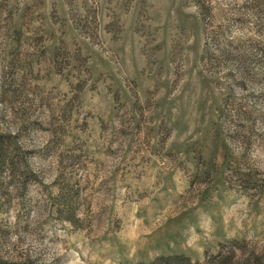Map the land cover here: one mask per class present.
Instances as JSON below:
<instances>
[{
  "label": "rangeland",
  "instance_id": "1",
  "mask_svg": "<svg viewBox=\"0 0 264 264\" xmlns=\"http://www.w3.org/2000/svg\"><path fill=\"white\" fill-rule=\"evenodd\" d=\"M0 134V264H264V0H0Z\"/></svg>",
  "mask_w": 264,
  "mask_h": 264
},
{
  "label": "trees",
  "instance_id": "2",
  "mask_svg": "<svg viewBox=\"0 0 264 264\" xmlns=\"http://www.w3.org/2000/svg\"><path fill=\"white\" fill-rule=\"evenodd\" d=\"M8 138V136L0 134V165L6 161L11 166L14 161L9 156ZM233 248L234 245H230L225 251L220 250L212 256H207L203 261L195 262H192L190 257L183 252L161 253L147 262V264H262L261 256L258 253L251 252L247 257H243L240 260Z\"/></svg>",
  "mask_w": 264,
  "mask_h": 264
}]
</instances>
